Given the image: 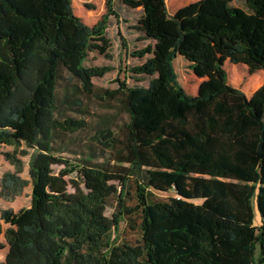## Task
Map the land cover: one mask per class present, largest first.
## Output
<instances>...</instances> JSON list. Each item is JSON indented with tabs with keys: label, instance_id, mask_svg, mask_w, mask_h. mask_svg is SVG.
<instances>
[{
	"label": "trees",
	"instance_id": "1",
	"mask_svg": "<svg viewBox=\"0 0 264 264\" xmlns=\"http://www.w3.org/2000/svg\"><path fill=\"white\" fill-rule=\"evenodd\" d=\"M114 1L88 26L72 0H0V147L13 168L0 199L31 189L27 208L0 209V264H264V121L223 68L264 72V0H199L174 15L165 0H120L150 42L131 68L148 84L102 91L114 112L86 152L71 151L67 139L89 123L62 112L58 86L98 96L93 80L107 69L86 61L108 47ZM177 57L202 80L196 95L179 85ZM255 96L264 101V82ZM121 225L136 227L135 243L118 240Z\"/></svg>",
	"mask_w": 264,
	"mask_h": 264
},
{
	"label": "rangeland",
	"instance_id": "2",
	"mask_svg": "<svg viewBox=\"0 0 264 264\" xmlns=\"http://www.w3.org/2000/svg\"><path fill=\"white\" fill-rule=\"evenodd\" d=\"M196 1L199 0H165L169 15H174L181 8ZM232 5L238 7L242 6L237 1H233ZM72 9L74 15L79 17L86 25L93 26L105 14L106 0H72ZM113 10L115 14L109 16L105 30V38L108 41V47L103 54H90L86 61L87 66L107 69L106 73L101 78L93 80V85L98 89L96 91L98 96H81L79 91L74 90L72 86H68L63 82L58 86V98L62 104V112L70 118L84 120L89 123V127L86 128L85 131L76 132L74 135L70 136L72 139H67L66 144L71 151L86 152L85 143L91 142L90 137L93 133V126L102 119L100 117H109V115H112L114 112L113 106L111 107V102L107 100V97L103 95L102 91L115 89L119 82H125L129 86H147L148 84V78L134 76L131 73V68L140 64L139 59L133 57V55L150 44V42L143 40L133 29L140 17V12L139 10L125 8L120 0L114 1ZM186 63L187 62L182 57H177L172 61V66L179 85L187 94L196 95L198 86L202 80H199L193 75ZM223 68L227 75L228 84L245 94L254 112L264 121V101L258 100L255 96L257 90L264 82V72L257 71L250 74L245 66L233 65L228 61L224 63ZM101 97H103V99H101ZM77 98L83 100L82 111H77L75 107H69V102ZM120 121H116L115 131H119L117 128L121 123ZM11 151V147H0V178L4 173L13 171V168L5 162L2 156L3 153ZM18 157L25 164L21 177L28 180L26 165L28 157ZM62 167L63 166L58 165L55 166V172L62 169ZM73 177L74 173L66 176V180L72 179ZM68 190L71 191L70 186ZM30 194L31 189L30 185H28L22 193L13 200L3 201L0 199V209H11L13 212H18L23 208H27L30 204ZM172 195V193H167L159 196L161 198H167ZM194 203H200V201H195ZM252 210L253 225L258 226L260 216L256 210L254 200L252 201ZM111 212L112 211L108 209L106 215L110 216ZM2 228L5 230L6 225L2 224ZM121 239L135 243L138 239L136 227L131 229L128 225H121L118 240ZM3 241L2 237V242ZM4 252H0V260Z\"/></svg>",
	"mask_w": 264,
	"mask_h": 264
},
{
	"label": "crops",
	"instance_id": "3",
	"mask_svg": "<svg viewBox=\"0 0 264 264\" xmlns=\"http://www.w3.org/2000/svg\"><path fill=\"white\" fill-rule=\"evenodd\" d=\"M6 228H7V226H6ZM3 240H4V239H3ZM0 242L3 243V244H5L4 241L2 242V236L0 237ZM4 251H5V252H4ZM0 252H4L3 255H2V259L0 260V262H3L4 257H5L6 252H7V247H6V245H4V248H3L2 250H0Z\"/></svg>",
	"mask_w": 264,
	"mask_h": 264
}]
</instances>
